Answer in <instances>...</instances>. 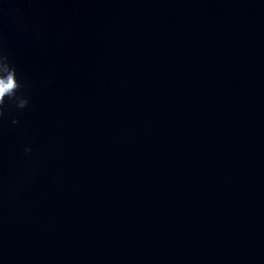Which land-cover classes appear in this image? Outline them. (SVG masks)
<instances>
[{
    "label": "water",
    "instance_id": "water-1",
    "mask_svg": "<svg viewBox=\"0 0 264 264\" xmlns=\"http://www.w3.org/2000/svg\"><path fill=\"white\" fill-rule=\"evenodd\" d=\"M0 54V264H264V0H0Z\"/></svg>",
    "mask_w": 264,
    "mask_h": 264
},
{
    "label": "clouds",
    "instance_id": "clouds-1",
    "mask_svg": "<svg viewBox=\"0 0 264 264\" xmlns=\"http://www.w3.org/2000/svg\"><path fill=\"white\" fill-rule=\"evenodd\" d=\"M22 88V84L17 80L15 66L9 61L8 57L0 54V118L4 117L9 109L22 110L25 109L29 101L27 96L18 94V89ZM12 124H17V120L13 119ZM25 154L31 152L29 146H24Z\"/></svg>",
    "mask_w": 264,
    "mask_h": 264
}]
</instances>
